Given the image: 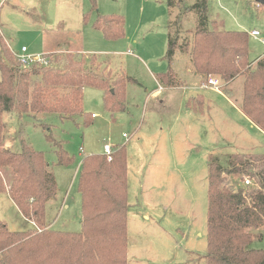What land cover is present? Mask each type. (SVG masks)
<instances>
[{"label": "rangeland", "instance_id": "374dc122", "mask_svg": "<svg viewBox=\"0 0 264 264\" xmlns=\"http://www.w3.org/2000/svg\"><path fill=\"white\" fill-rule=\"evenodd\" d=\"M195 4L196 0H97V11L91 12L89 0H0V35L15 53L26 47L25 56L34 58L45 50L71 47L83 50L87 57L97 55L100 68L108 62L114 73L124 72L134 79L125 88L123 111L109 112L104 91L86 87V116L48 122L46 116H3V146L20 152L22 141L28 143L44 154L54 173L58 194L46 205V222L55 231L81 232L78 185L83 160L105 155L106 144L113 151L125 146L127 264H206L210 156L228 167L232 154H264V132L242 114L236 99L242 78L225 86L220 77H210L219 82V93L208 86L209 80L202 82L198 76L195 80L189 57L178 50L173 66L180 73L183 91L149 95L159 88L155 77L168 69L169 31L179 28V44L192 37L198 25ZM98 15L122 16L126 37L105 39L93 28ZM220 22L225 30L248 34L251 63L264 57V4L257 0H209V27ZM252 31L261 37H253ZM197 94L206 103L200 112L186 104ZM41 124L50 125V130ZM50 134L54 142L48 140ZM60 148L74 158L71 164H59ZM3 177L9 189L10 174L3 171ZM244 179L227 176L226 185L243 187ZM6 193L0 195V220L12 232H39ZM257 234L261 237L256 236L252 248L264 250V228Z\"/></svg>", "mask_w": 264, "mask_h": 264}, {"label": "trees", "instance_id": "16d2710c", "mask_svg": "<svg viewBox=\"0 0 264 264\" xmlns=\"http://www.w3.org/2000/svg\"><path fill=\"white\" fill-rule=\"evenodd\" d=\"M89 1L91 12L97 11V0ZM193 9L198 25L192 37L179 44V28L169 31L165 56L168 71L157 75V80L168 89L181 87L173 66L178 50L189 57L193 72L202 82L218 76L228 86L242 78L237 102L250 122L264 132V57L256 64L250 62L247 33L225 30L222 22L209 27V0H196ZM93 28L110 41L126 37L125 20L119 15H98ZM43 59L45 63L22 65L17 53L0 36V195L8 192L22 215L40 230L12 232L0 220V264H127L125 146L110 155H91L83 160L78 185L81 232L55 231L46 222V205L58 194L54 173L44 154L28 143L22 141L20 152L3 146V116H46V122L86 116V87L104 91L109 112L123 111L125 88L134 79L126 75L113 79L110 71L100 68L96 56L52 52L44 53ZM202 103L199 98L193 99L188 107L200 112ZM41 125L50 130V125ZM48 140L54 142L51 134ZM57 154L60 165L74 160L62 148ZM227 166L210 156L206 264H264V250L252 248L256 236L261 237L257 232L264 228V154H232ZM3 171L10 174L9 189ZM233 175L249 179L252 185L229 188L226 177Z\"/></svg>", "mask_w": 264, "mask_h": 264}, {"label": "crops", "instance_id": "0c3cea01", "mask_svg": "<svg viewBox=\"0 0 264 264\" xmlns=\"http://www.w3.org/2000/svg\"><path fill=\"white\" fill-rule=\"evenodd\" d=\"M167 48H168V38H167ZM65 50H60V48H58V49H56V50H54V49H50V50H45L44 51V53H52V52H72V53H77V54H83V55H86V54H84V51L83 50H80V49H75V48H71V47H67V48H64ZM166 52H167V49H166ZM43 53V54H44ZM177 55V54H176ZM88 56V55H87ZM94 56H97V55H94ZM98 62H101L99 59L97 60ZM103 62V61H102ZM107 64H105V67H103V68H106V71L107 72H111V76H112V78L113 79H115V78H117V77H120V76H125L126 74L124 73V72H120V73H114V70H113V68H112V66H111V64L110 63H108V62H106ZM108 67V68H107ZM167 71H168V69H167ZM166 71V72H167ZM106 72V73H107ZM166 72H164V73H166ZM176 72H177V74L180 76V73H179V71L178 70H176ZM162 74V73H161ZM126 76H128V75H126ZM194 76V78H195V80L197 81V80H199V79H197L198 77L196 76V75H193ZM156 78V80H157V77H155ZM157 83H158V85H159V88L157 89V90H155V92H153V93H150L149 95H154V96H158V95H160V94H162L163 92H165V91H179V92H182L183 91V88L182 87H179V88H172V89H168V88H165L162 84H160V82L157 80ZM203 87V86H202ZM203 88H206V87H203ZM218 91L217 92H219V93H222L219 89H217ZM125 98H126V96H125ZM201 99L202 101H203V104H204V106H205V100H204V98L203 97H201V96H198V94L194 97V98H191V99ZM127 100V99H126ZM187 104V106H188V103H186ZM240 110V109H239ZM192 111H195L196 112V110H192ZM199 112V111H198ZM243 114V113H242ZM92 115H95V114H92ZM249 121V120H248ZM250 122V121H249ZM5 195V194H4ZM6 195L7 196H9V194L8 193H6ZM9 198H10V196H9ZM11 199V198H10ZM12 201V200H11ZM13 202V201H12ZM65 207L66 208H68V205H65Z\"/></svg>", "mask_w": 264, "mask_h": 264}, {"label": "built area", "instance_id": "2783aa9c", "mask_svg": "<svg viewBox=\"0 0 264 264\" xmlns=\"http://www.w3.org/2000/svg\"><path fill=\"white\" fill-rule=\"evenodd\" d=\"M250 34L253 37H255V38H260L261 37V34L258 31H252ZM262 43L264 45V39L262 40ZM27 52H28L27 48L26 47H23L21 49V52L20 53H17V56H18V58H19V60H20V62H21L22 65L28 66V65H31L33 63H45L46 62L45 59H43V55L32 58V57L25 56ZM218 83L219 82L217 80L210 79L208 81V86H210V87H216V89H219L218 88ZM202 86L203 87H207V85H202ZM92 117L94 118L95 115H92ZM112 152H113V148L109 144H106L105 145V154L106 155H110ZM244 184H245V186L252 185V183H251V181L249 179H245L244 180ZM257 188L259 189V187H257Z\"/></svg>", "mask_w": 264, "mask_h": 264}, {"label": "water", "instance_id": "95a60500", "mask_svg": "<svg viewBox=\"0 0 264 264\" xmlns=\"http://www.w3.org/2000/svg\"><path fill=\"white\" fill-rule=\"evenodd\" d=\"M258 3L264 4V0H257Z\"/></svg>", "mask_w": 264, "mask_h": 264}]
</instances>
